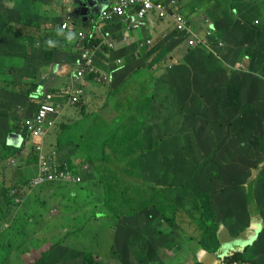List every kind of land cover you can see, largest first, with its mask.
I'll return each instance as SVG.
<instances>
[{
    "label": "rangeland",
    "instance_id": "1",
    "mask_svg": "<svg viewBox=\"0 0 264 264\" xmlns=\"http://www.w3.org/2000/svg\"><path fill=\"white\" fill-rule=\"evenodd\" d=\"M184 1L186 2V0H183L182 4ZM187 1L193 8L197 7L195 1L202 2L206 0ZM242 1V3H239V0H207L203 7V13L205 14L198 12L201 17L195 20L198 22L208 21L214 24L219 31H222L224 30V16L230 13L232 21L235 24H241L240 29L232 26L227 31V34L232 35L229 42L225 43V54L230 58L231 63H225V70L218 74L221 80L226 83L225 95L231 96L234 91L239 96V99L234 102L230 99L223 101L224 104L243 112L244 122L239 131L237 130L239 128L231 127V130H226L224 126H219L220 122H218L219 119L216 116L210 115L206 119L201 115V103L204 94H201L188 81L189 69H186L189 68L188 64L191 59L197 61V54L187 51L189 48L185 43L168 55L169 62L166 59L165 63L161 61L150 72L147 70L146 74L150 79L149 91H152L153 96L156 98L147 103V106L135 110V117L128 118L126 122L119 124L121 128L114 124L105 123L97 125L99 134L93 131L98 118L103 115L101 106L105 102L110 103L109 99H111L109 119L113 120L118 117L123 109L122 106L127 102L128 99H125V97L133 95V92L119 91L117 93H122L123 99H121V96L110 98L113 95L110 89L111 92L103 96L104 99L100 97L91 101L90 115L75 122L74 128L62 130L59 125L57 129L58 135L64 132L63 141L70 137L78 138L75 142L76 145L70 144L67 146L75 149L70 154L72 158L81 154L83 148L77 150L80 138L84 145L90 146L85 148L90 151L93 161L87 164L90 168L85 179L87 184L83 188L88 190L90 185H96L101 179L107 178L108 182L111 183L110 189L113 191L114 200L121 198L122 194L125 195L121 206V215H129V212L125 211L126 205L124 202L131 194L122 193L127 186L125 182H128L133 175L129 152L139 143L146 144V146L158 144L159 149L157 148L156 151L147 156L146 166L142 170L145 183H143L144 187L139 195L144 198L145 204L153 200H160L162 196L171 201L186 199L181 211L178 212L179 218L174 228L175 233L177 232V235L181 236V243L195 244L201 242L202 238V226L197 219L200 213L196 211L189 194L184 191L186 187L191 190L197 187L209 193L214 201V209L218 214L221 226L228 228L232 237H242L247 232L248 235L254 237L253 242L258 238H264V157H261L260 150L254 142L256 136L254 119L258 116L257 111H260L264 104V102L258 100L264 96V0H260L262 3L259 0H252L260 5V7L255 8L247 0ZM2 2L7 8V12L0 10V104L1 99H5V107L2 113L0 109V122L5 116H9L11 120L15 116H19L20 105L14 101L12 102V99H20L22 96L27 99H35L34 94L42 92L34 91L35 93L25 95L28 91L24 86L28 83V80H23L18 75L27 68L22 60L23 56L17 53H23V49L31 50L32 44L36 48L43 46L39 26H27V24L36 20H29L21 15L9 12L11 3H13L12 0H1L0 5ZM38 4H40L39 1ZM22 12L23 15H26L24 11ZM187 12L189 18L195 16L191 10ZM60 16L63 17V15ZM211 16L213 20H209ZM244 16L248 18L245 19ZM6 19H9V21H6ZM164 31V28L160 31V33L162 32L161 42L164 40ZM215 31L214 29L212 34ZM152 34L153 32L151 36ZM203 42H206L205 38H203ZM220 44L223 46L220 45L219 48L224 47L222 41H220ZM127 46H129L128 42L126 43ZM44 47L48 50L47 46ZM130 51L133 52L132 54L129 53L132 56L133 63L139 61L140 59H136L138 54L134 51V48ZM26 53L28 54V52ZM26 58L30 59V55ZM179 64L182 66L178 69L175 68ZM167 65L174 67L172 71L175 72V94H163L161 92L163 82L171 74L167 69ZM157 69L161 70L154 72ZM62 74H64V71H61ZM143 75V70H140L135 75V80L139 79L142 83ZM147 75L144 76V79L147 78ZM53 79H59V76L57 75ZM129 81V85L135 83L133 79ZM61 84L60 81H56V85L61 86ZM58 99L62 104H67L66 98L59 96ZM81 99L86 101V96L83 95ZM162 99H176L175 104H168L169 108L173 109L171 114L161 110L160 101ZM192 102H194L193 107H191ZM80 107L81 105L78 108ZM73 108L71 106L69 110ZM13 114H15L14 117ZM109 119L104 118L105 121L111 122ZM251 124L252 126L247 128L250 132H247L244 127ZM10 125L11 122L5 130H8L11 127ZM234 130H236L235 134ZM111 134H114V136H111ZM2 136L3 132H0V157L2 153L11 148H8L5 144L3 145ZM83 136L84 138H82ZM257 136L264 143V133L260 132ZM135 155L133 154L132 157ZM126 157H129V163L124 161ZM68 160L71 163V159L68 158ZM120 160L124 161V164L117 168L118 166H115V164ZM252 177L258 179L255 186V206L248 205L245 198L247 183ZM5 187L14 188L10 182H6ZM117 190H120L121 193H117ZM74 191L73 185H68L64 189L62 198L58 199L55 195L46 197L42 210L49 214H44L42 217L37 216L36 223L33 225L29 223L31 217L27 218L29 209H32L29 206L30 198H26L23 204L17 205L11 204L5 197L0 196V264H43V260L47 257L49 259L57 258L59 264L83 263L84 252L92 249H89L88 246L83 248L76 258L71 257L61 261L60 258L56 257V254L63 257L64 254L78 255L79 253L64 245V240L72 232L59 231V224L68 226L83 220V222L86 221L85 224L88 226L85 233H88L89 229L93 227L92 219L96 218V216L90 214V208H95L93 199L82 198L80 194H78L79 197L71 199L69 194ZM194 198L197 199V197ZM135 200L138 204V200ZM56 203H61V207L57 208L60 209V212L53 216L50 209ZM41 205V202L35 204V201L31 204V206L39 208ZM55 211L56 207L52 209V212ZM69 211H75L77 214L74 217L64 215L65 212ZM99 214H102L103 217L99 215L101 220L98 227H103L105 238V241L103 240L101 243L107 244L111 238V232L106 227V223L112 222L114 212L113 214L109 213V215L102 212ZM135 218L134 224L129 222L128 230L135 232V229L139 227L145 229L147 234L145 242L141 245H138L137 242L130 243L128 248H131V250L127 252L115 247L110 249L108 253L105 250L98 251L99 255L97 257L96 251H94L92 253L95 264H155V261H159L160 256L167 257L163 254V252L167 253L166 249H160L161 245L155 243L154 239L149 237L151 233L158 232L160 234L161 227L155 221L146 222L142 215H135ZM137 220L140 224L137 223ZM19 224H21V227L17 229ZM12 230L20 233L11 234L10 231ZM73 233L82 235L83 229H81V226L76 227ZM35 235L44 238L42 244L33 241V239H36ZM211 236L213 237V232H211ZM16 237L18 240H15ZM169 239L171 240L170 236L165 237L164 246H168ZM123 240H127L126 235H124ZM57 245L59 246L57 247ZM173 245L174 243L171 247ZM191 247L194 248V246ZM236 249L240 250L241 248ZM118 251L127 254L128 258L126 260L118 258ZM157 252L160 253L155 258ZM185 252L186 249L184 254ZM114 259H120L121 261L117 262ZM194 261L197 260L194 259ZM46 262L44 261V263ZM54 264H57L56 260H54Z\"/></svg>",
    "mask_w": 264,
    "mask_h": 264
},
{
    "label": "trees",
    "instance_id": "2",
    "mask_svg": "<svg viewBox=\"0 0 264 264\" xmlns=\"http://www.w3.org/2000/svg\"><path fill=\"white\" fill-rule=\"evenodd\" d=\"M152 1V7L147 11L146 16L148 17L150 21V25L153 34L150 36L152 39L151 42L154 43V55L151 58H146L143 54L146 52V49L148 47H145L143 49V54H140L141 56H136V59H140L137 62L132 61V59H128L127 66L123 70L126 71L127 78L122 83H120V86L115 88L119 89V91H128L133 92V95H128L125 97V99H128L124 106H122V111L118 114V117L113 120V122H107L103 119H98V122L96 124L95 133L99 134V129L97 128V125L99 124H114L119 125L121 123H124L127 121V119H131L135 117L134 111L140 108H143L147 106V103H149L152 99L156 98L153 96V92L149 91V84L150 79L149 76L146 74L147 70H150L158 65V63L166 62V59H170L168 55L173 53V50L175 46L180 43L178 41L174 42L173 45H168L175 37L176 33L178 32L177 23L179 21L184 22L185 24H188L193 19L197 18L199 16L198 12L203 13V7L205 5L206 1L202 2H196L197 7L191 8V5L188 1L183 0L175 1V0H151ZM253 8L260 7L258 3L252 0H247ZM260 1V0H259ZM242 0H239V3H242ZM262 3V1H260ZM36 6L39 5L38 2L35 4ZM133 9L130 11V13H135L136 11L139 12L142 10L143 4L141 2H134ZM245 9V8H243ZM188 10H191L194 13V17L189 18ZM222 14V13H221ZM38 17V16H37ZM29 20H31L28 17H24ZM245 19H247V16H244ZM33 19V18H32ZM97 20H100V16H96ZM121 19H114L112 26L108 23L107 27L103 30L110 31L112 36L117 39V43L120 45L122 44L123 35L127 34V39L132 40L133 42L135 40L143 41L145 39V36L143 33L139 34L140 29H129L125 27L121 23ZM36 20V19H34ZM6 21H9V19H6ZM31 22V21H30ZM218 23V22H216ZM41 21H34L30 24H27V26L32 27H38L41 28L42 26ZM63 24V21H60V25ZM172 24L174 26H172ZM260 24V23H259ZM258 24V25H259ZM54 25H56L54 23ZM86 27L90 30L91 34L95 35L97 33L96 28L92 26V23L90 20L88 22H85ZM133 26V25H131ZM163 26H165V33H169L171 31L172 33L168 35L167 39L160 41L162 37V30ZM235 26V28L240 29L241 24L237 23L235 24L232 21V16L229 14H225L224 16V30L219 31L216 27V31L213 33L214 37L218 38V41H222L224 43V47L216 48V54L210 53L206 51L203 48H195L189 50L192 54H197V61L196 59H191L189 62V79L193 85V87L201 92V94H204L203 101L201 103V115L204 118H208L210 115L216 116L217 119H219L218 122L219 126H224L226 130H231V127L239 128L238 131L243 126L244 122V115L243 112L235 107H232L230 105H226L223 103L226 99H230L232 102L239 99V96L233 91L231 96L225 95V81L221 80V78L218 76V74L225 70V63H231L230 58L226 56L225 54V48L226 44L229 42V39L231 38L232 34H227V31L232 27ZM162 27V28H161ZM221 33V34H220ZM110 33L106 32L104 35H102V38L104 36H109ZM54 37H58V41H56V45L58 43L63 45L61 48L51 47L47 44V41L45 38L43 39V42L45 46L48 47V50L45 51V63H52L55 60H67L68 62H73L78 54L73 51V48L71 46H67V41L63 39L61 36L58 35H52ZM88 41H93V38H89V34L87 36ZM146 42V40H144ZM94 42H100V39L94 40ZM183 43H180V45ZM120 47V46H119ZM136 47V46H135ZM134 47V51H135ZM121 48V47H120ZM31 49H37L35 46L31 47ZM110 51V50H106ZM123 50H117L114 49L111 51L112 58L117 57V54H121ZM125 51V49H124ZM23 56L22 60L26 59V56L28 54L26 52L21 53ZM167 56V57H166ZM223 58L222 60H220ZM36 61L35 63L44 62L40 57L38 56H30V61ZM39 60V61H37ZM31 61V63H32ZM25 64L27 62L24 61ZM150 64V65H149ZM182 66L179 64V66H176L175 68L178 69V67ZM25 71H21L20 75H18L21 79L24 80V78H28V83L24 86V88H27L28 93L25 95H30L35 93L38 88L39 84L38 81H35L34 78H37V71L35 70L34 66H26ZM174 68V67H172ZM172 68L168 70L170 71V75L167 77V79L163 82V85L161 87V92L163 94H175L174 85L176 84L175 80V72L172 71ZM107 71H109L108 68H106ZM140 70H143V81L140 83L139 79L135 80V75L139 73ZM147 75V78L144 79V76ZM133 79L135 81L134 84L129 85V80ZM35 91V92H34ZM126 93V94H127ZM237 93L240 95L239 91L237 90ZM35 99H27L25 97H21L20 99H12V102L18 103L20 105L21 109L26 110V114L23 115V117L15 116L13 114V125L12 129H15V126H22L24 129V132H27V126L26 121L30 119L34 115V113H37L39 110V101H36L39 99V96L35 93L34 94ZM262 99H258L259 101L264 102V96L261 97ZM163 101V102H162ZM160 101V108L164 112H167L171 114L173 112V109L169 108V103H176V99H162ZM194 106V102L191 103V107ZM32 113V115H31ZM258 116L255 117L254 122L256 123V136L254 138L255 144L258 146L260 150L261 157H264V143L260 139L258 133L263 132L264 133V104L261 107L260 111H257ZM9 119L10 117H3L0 122V132H3V140L5 143V134L4 131L7 127H9ZM11 126V125H10ZM206 126V125H204ZM251 125H248L245 128L247 132H250L247 130V128ZM11 129V130H12ZM236 133V130H234V134ZM114 136V134H112ZM8 137V136H6ZM1 138V137H0ZM84 138V136L82 137ZM97 139V138H96ZM95 139V140H96ZM29 140V139H28ZM3 143V144H4ZM70 144H75V142H67V146ZM85 147H90L87 145H84L82 143V139L80 138V144H77V150L83 148L81 150V154L76 155V161H71L69 165H65L63 169L65 171H70L72 169H75L76 171H80L81 164L91 162L93 159L91 158L90 151L87 150ZM9 148V147H8ZM68 148V147H67ZM72 147H69L67 149L68 152L74 151L75 149H71ZM157 148L159 149V145H151L146 146V144L139 143L135 148H133L130 152V164H132L131 170H132V176L130 177V180L126 183V188L123 190L122 193H129L131 196H128L125 200V211L129 212V215H121L122 214V208L123 205V199H125V195L122 194L121 198H117L114 200V195L112 189H110V182H108L107 178L101 179L98 184L96 185H90L87 191H84L82 198L85 199H93V206L95 208H90V214L93 216H96L95 219H92V225L89 229V232L85 233L88 226L85 224L86 221H81L80 225L75 226L79 227L81 226V229H83L82 238L84 240L88 241H96L95 238L92 237L93 232L95 231V228L98 226L97 223H94L97 221V219L100 216H103L99 213H105L106 215H109V213L114 212V218L113 220H116L117 218L122 224H127L126 222L122 221V218H124L128 223L132 222L135 223V215H142L145 218V221L148 223L154 222L159 227H170L169 229H163L161 228L160 234L158 232L151 233L149 237L153 238L155 243L161 245L160 249L164 247H171V245L175 242V226L177 225L178 221V212L181 211V208L183 207V203L186 201V199H180L179 201H171L169 199H166L164 196L160 198V200H153L148 204L144 203V198L140 196L143 187H144V177H143V168L146 166V159L147 156L152 154V152L156 151ZM21 149H18V152H20ZM138 152V153H136ZM92 153V152H91ZM133 154H136L134 157H132ZM33 156V162H37V156L35 154ZM70 158V157H69ZM125 162L129 163V157H126L124 159ZM124 161L120 160L118 163L115 164V166H121L124 164ZM0 166H1V157H0ZM185 168H187L185 166ZM116 170V169H115ZM204 170V169H203ZM87 175H84V179L82 182L75 185L74 190L77 188H83L87 181L85 180ZM257 177H252L248 183H247V191L245 194L246 203L252 206H255V186L257 184ZM9 188L3 186L0 191V195L3 194L7 196L11 200V196L9 195ZM189 194V198L193 201V204L196 207V211H198L199 217L197 218L200 225L202 226V238L201 242H198V244H201L202 246L212 250L213 252H216L219 249V240L217 238L218 232L221 228L220 221L218 219V214L216 210L214 209V201L209 195L208 192H204L202 189H199L197 187L193 188L192 190L189 188H185V190ZM117 193H121L120 190H117ZM80 194L77 190H75L72 194H69V197L71 199L79 197ZM81 195V194H80ZM194 197H197L195 199ZM138 200V204L136 203V200ZM100 215V216H99ZM177 218V219H176ZM83 223V224H82ZM137 223L140 224V222L137 220ZM129 227V225H127ZM120 228V227H119ZM129 229V228H128ZM128 229H121L120 233L124 236L126 235L128 238L132 240L133 243L137 242L138 245H141L145 242L147 237V234L145 232V229L142 228H136L135 232L129 231ZM132 230V229H131ZM211 232H213V237L211 236ZM175 233V234H174ZM156 235V236H154ZM170 236L172 241L167 242L168 246H164L165 237ZM264 242V238H261V243ZM120 244V243H119ZM68 248L72 249V247L67 246ZM115 248V247H114ZM118 248V247H117ZM118 249H121L124 252H127L128 250H131V248H123L119 247ZM182 248L180 247L178 249V252H180ZM248 249H246L247 251ZM261 250V249H260ZM260 250H254V254L257 255V253ZM245 250L243 251H234L231 253H226L224 256L219 258V262L216 264H246L251 263L254 264L251 261V258H248L245 253ZM84 262L79 264H95V258L94 255L90 249V251L87 252V250L84 252ZM160 253V252H157ZM163 256V255H162ZM118 258L127 259V254L121 253L118 251ZM164 257V256H163ZM61 261L65 260L67 258V255L65 254L63 257H59ZM54 260H56L57 264L59 262L57 261V258H52L43 260V264H54ZM44 261H47L44 263ZM119 261H121L119 259ZM38 263V262H37ZM39 264V263H38ZM66 264V263H65ZM161 264H168L166 262H161ZM195 264H202L201 262H195Z\"/></svg>",
    "mask_w": 264,
    "mask_h": 264
},
{
    "label": "crops",
    "instance_id": "3",
    "mask_svg": "<svg viewBox=\"0 0 264 264\" xmlns=\"http://www.w3.org/2000/svg\"><path fill=\"white\" fill-rule=\"evenodd\" d=\"M13 3H11V9H9V12L16 14V15H21L23 17H28L30 19H36V21H42L43 19H47V20H53L55 22H59L63 19V17H61L60 15L63 16H70L71 13L75 12V9H79L80 11L83 12L84 7L86 5L85 0H12ZM40 2L39 5H35L37 2ZM58 1V2H57ZM81 1V3H80ZM110 3H115L118 0H109ZM1 3V1H0ZM81 4V6H80ZM0 10H2L3 12H7V8L6 6L3 4L0 5ZM25 12L26 15H23V12ZM38 16V17H37ZM72 17V15H71ZM75 21L73 24H75V26L78 28L73 30V33H75V38L73 41L68 42L71 43V45H73L74 43H76L77 41V32L80 31L79 27H86L85 25V20H83L82 18H75ZM197 18H195V20H197ZM193 21V20H192ZM2 22V21H1ZM194 24L196 25V27H201L202 23L198 22V21H193ZM107 27V26H106ZM151 26H146V31L144 30V36L145 37H150V33H152L153 31L150 30ZM163 28L165 29V26H163ZM105 29V27H104ZM40 35L42 37H46L48 39L46 40H54V41H58V37H54V36H49L45 33L44 30L39 29ZM63 39H65L64 36H61ZM48 44V43H47ZM42 45L37 49H31V50H24L23 52H28V55L30 56H38L40 57L44 62H39V63H35L36 61H30V59L26 58L23 61L28 62L26 64V66L30 65V66H34L35 70L37 71V78H34L35 81H38L39 87H42V89L46 90L47 88L49 90H60L62 88H65L67 86H71L72 83L77 84V81L73 80L71 77H69L67 74L69 72H71L70 69V63L67 60H55L52 63H45V44L42 41ZM64 45V43H63ZM63 45L59 44L58 45H52L53 47L57 46V48H61L63 47ZM35 45L32 44L31 47H34ZM50 46V45H49ZM51 46V47H52ZM121 48H120V47ZM116 48L117 50H123L121 52V54H117V57H122V58H127L129 59L133 52L130 51L133 47L130 46H121L119 43L116 44ZM125 49V51H124ZM176 51V48H174L173 52ZM16 52V51H15ZM17 53V52H16ZM18 55H21V53H17ZM99 64L101 65V67L103 69L106 68V65L104 64V59L103 56H100L99 59ZM67 68H68V73H67ZM61 71H64V74L61 75ZM126 71L119 73L111 82L110 85L107 86H100V85H95L93 83H88L91 84L92 86L89 87L88 90V97L86 98L85 101V110L88 114L90 112V103L93 99H99L100 97L104 99L103 96L109 94L112 90L113 95L110 98L113 97H117V96H121V99H123V94L122 93H117L119 92V89L114 90L115 88L120 86V83H122L124 80H126L127 75H126ZM59 76V79H53V77ZM27 79L28 78H24ZM56 81H60L62 84L61 86L56 85ZM46 87V88H45ZM111 89V90H110ZM5 99H1V104H0V109H1V113L2 110L5 107ZM110 103L105 102V106H106V114L105 117H107L109 119L110 117V106L111 104V99H109ZM102 107V106H101ZM84 111H79L76 109L70 110L69 112L66 113V115L63 117L62 119V123L63 125L61 126L62 130L65 129H72L74 128L73 125L75 122H77L78 120H80L82 118L83 112ZM0 113V114H1ZM5 113V112H4ZM26 114V110L25 109H21L19 108V117H23V115ZM32 115V113H31ZM8 117V116H6ZM111 122L114 120L109 119ZM12 126L8 129L4 131L5 134V145H7L9 148L14 144V139L16 141L19 142V128H17L15 126V129H12ZM11 135H14L13 138H10ZM63 135L64 132H61L60 135H58V130L55 133L56 136V141L57 143L52 144V147H58L59 151L66 156V158L68 157V155H70L67 151V142H76L78 138L76 137H70L69 139H66L63 141ZM8 136V137H6ZM52 141L51 136L48 138L46 143H50ZM63 141V142H62ZM3 144V145H4ZM76 145V144H73ZM31 149L29 147L24 148V150H21L20 152H18V149H16L15 147H11L9 150H7L5 153L1 154V166H0V191L1 188L3 186H6V182H10L13 185L19 183V182H23L25 178H29L32 175H34L36 173V164H32L30 165V162H32V160H28L27 156L30 154ZM88 164L91 162H87ZM94 186V184H93ZM67 186H64L62 184H59L57 186H49V187H43L40 189H36L33 194L29 197L30 198V208L32 207V209H29V213L27 218L31 217V220L29 221V223L31 225L36 223L37 220V216L42 217V215L44 214H49L48 212H45L44 210H42V207L44 206V199H46V197H49L51 195H55L56 198L60 199L64 196V189ZM89 188V187H88ZM76 190L81 194V196H83L84 191H87V189L84 188H76ZM0 196L5 197L8 201V197L1 194ZM35 201V204L37 202H41L42 205L39 207H33L31 206V204H33ZM56 207V211L52 212V209ZM61 207V203H56L54 204L51 209H50V213H52L53 216L56 215V213L60 212V209H57ZM77 214V212L72 211V212H65L64 215L66 216H71L74 217ZM103 217V216H101ZM101 217H99L97 219V221H95L94 223H97V225L99 224V221L101 220ZM26 218V219H27ZM123 222H126L127 224H122L119 219L117 218L116 220H112L111 223L107 222L106 223V227L108 228V230L111 232V238L109 240V242L107 244H102L101 241H105L104 238V234H103V227L99 228L98 226L95 228V231L92 234V237L96 239V241H88V240H84L82 238V235L80 234H75L73 233L75 226L80 225V222H75L71 225H65V224H59V231L61 232H66V231H70L72 232L70 236H68L66 238V243L65 245L72 247V250H76V252L78 253V255H67V259L71 258V257H78L82 251L83 248L85 247H89L92 248L91 251L94 252L96 251V256L98 257V251H102L105 250L106 253H108V251L114 247H123V248H128V245L130 243H133L132 240L130 238L127 237V240H123V235L120 233L121 229H128L129 227L127 225H129V223L122 218ZM22 222H24L22 220ZM134 224V223H132ZM113 225V226H112ZM21 224H19V226L17 227L20 228ZM120 227V228H119ZM163 229H169L170 227H161ZM11 234H19L20 232H15V231H10ZM36 239H33L34 242H38L39 244H42L44 241V238L39 236V235H35L34 236ZM39 239V240H38ZM175 242L174 245L172 247H164L167 251V253H164V255H167V257H163L160 256L159 257V261H155V264H161V262H166L168 264H170L171 260V264H175V263H185V264H194V259L197 258V255L199 256V258L204 259V258H210L211 256H208L206 254V250H210L204 246H202L201 244L195 243V244H188V243H181V236L177 235L175 236ZM171 238V240L169 239L168 242L174 240ZM15 240H18V238L16 237ZM120 243V244H119ZM261 243V238H258L254 241L253 244L250 245L249 249L247 250V255L249 258H251V260H253L254 262H256L257 264L261 263V260L264 264V242ZM33 244V243H31ZM191 246H194V248H192ZM182 248L180 250V252H178L179 248ZM129 249V248H128ZM186 249V252L184 254V251ZM261 249V250H260ZM254 250H260L257 253V256H254ZM173 253V255H172ZM65 255V254H64ZM158 253L155 254V258H157ZM169 255H171V257H169ZM56 257L59 258V255L56 254ZM115 261L119 262L118 259H114ZM197 260V259H196ZM65 261V260H63ZM250 264V263H248Z\"/></svg>",
    "mask_w": 264,
    "mask_h": 264
},
{
    "label": "clouds",
    "instance_id": "4",
    "mask_svg": "<svg viewBox=\"0 0 264 264\" xmlns=\"http://www.w3.org/2000/svg\"><path fill=\"white\" fill-rule=\"evenodd\" d=\"M118 2H119V0L117 2H115V3H110V1L107 0L105 7H103V9L99 13H97V14L92 13L91 14V12H90L88 14L87 18H86V16H83V15H78L77 16L74 13H71L72 17H71V15L70 16H66V17L63 16V19L61 20V21H63V24H61V25H60V21L59 22H55L53 20L43 19L41 21L43 24H42L41 28H39V29L44 30L45 33L47 35H49V36H52V35L64 36L66 41L71 42L75 38V33H73V30L77 28L75 26V24H73L74 21H75L74 17L75 18H82L86 22H88L90 20V22L92 23V21L97 20L96 16H100V18H101L104 11L112 10V7L115 6ZM151 4H152V1H151ZM203 14H205V13H203ZM200 17H201V15L198 16V18H200ZM114 19H120V18L113 17V19H111L109 21H102V22L100 21L101 22V26L99 28H96L97 33L95 35L93 34V37H92L93 41H88L87 40L88 34L89 35L91 34L90 30L87 27H79L80 31H78L77 34H76V36H77L76 43H74L73 45H71V43L67 44V46H71L73 48V51L78 54L77 58L73 62H69L70 63L69 66H70L71 72H69L67 74L73 80L77 81V84L72 83L71 86H67V87L62 88L60 90H49L48 88L46 90H44V89H42V87L38 88L37 91H42L41 93H39V92L36 93L39 96V99L36 100V101H39V102H37L40 105L39 110L41 108V104L43 103V101L45 99V95L46 94H52L53 95V99L49 103L55 109L54 112H50L47 115V118H46L47 122L43 126V133L40 134V135H34L33 133H30L28 130L25 133L24 129L22 128V126H19V127L16 126L17 128L20 129L19 130V135H18L19 142L17 141V139H16V141L14 139V144L11 147H15L16 149H21V150H24V148H27V147H29L31 149V152L27 156V159L28 160H32V162H30V165L36 164V173L34 175H32L31 177H29V178H25L23 182H19V183L13 185V187H14L13 189L9 188V190H10L9 191V195L11 196V200L9 198L8 199H9V202L11 204H17V205L21 204V203L23 204V201L26 198H29L36 189H40V188H43V187H49V186H54V185L57 186L59 184H62L64 186L73 185V187H75L76 184H78V183L83 181L84 175L88 176L90 166L87 165L88 163H83V164H81L80 171H76L75 169L70 170L74 174H76V175L79 174L81 176V180L79 182L63 181V180H54V181L44 180V181H40V182H37V183L35 182L38 179V177L40 176V171H41V160H40V158H41L42 155L50 156V155H52V153H56V155H57V156H55L56 157V161H57V164L59 165L61 170H64L63 167L65 165H69L70 164V161L68 160L69 157H70L71 161H76V157L75 156H74V158H72L70 155H68V157L66 158V156L63 155L59 151L58 147H52V144L57 143L55 133L57 132L58 126L59 125L60 126L63 125L62 119L66 115V113L70 111L69 107L73 106L74 107L73 109H76V110H79V111H81V110L84 111L85 108H86L85 101H82V99L76 105H70L68 103V92H67L68 88H71V89H73L75 87L83 88V90H84V94L83 95L86 96V98H87L88 97L89 87L92 86L91 84H88V83H93L95 85H101V86L110 85L112 80L119 73L123 72V70L127 66V61H128L127 58H122V57L112 58L111 51L116 49L117 39L112 36L110 31L103 30L104 27L106 28L108 23L112 26V23H113ZM122 20L123 19H121V23L123 25H125V27H127V28H129V27H131V25H133V22H123ZM209 20H213V17L211 16L209 18ZM193 21H195V19H193ZM193 21H190L188 24H185L184 22L179 21L177 23V27L181 23V24H183L184 28L183 29H179L178 28V32H175L177 34L176 37L168 45H173V43L176 42V41L181 43L182 40H183V43H185L186 46L189 48V49H187V51L200 47V48H203V49H205L206 51H208L210 53L216 54V48H219L220 45L221 46H223V45L220 44V41H218V38L214 37V35L212 34L214 29L216 30L215 25L212 24V23H209L208 21L207 22L203 21V22H200V23H202V26L197 28ZM54 23L56 25H54ZM64 24H67V26H68L67 29H63L62 28V25H64ZM150 24L151 23H150L148 17L146 16L145 20L140 25L139 34H141V33L144 34V32H145L144 30H146V26H148ZM172 26H174V25L172 24ZM150 30H152L151 27H150ZM146 31H149V30H146ZM106 32H109L110 35L109 36H104V38H102V35H104ZM171 33L172 32L165 33L164 40L167 39L168 35H170ZM80 34H83L85 38L82 39ZM150 36H151V33H150ZM42 38L43 39L44 38L48 39L47 36L46 37H42ZM203 38L206 39V42H203ZM97 39H100V42H94V40H97ZM144 40H146V42ZM144 40L143 41L135 40L133 42L132 40H128L127 39V34L125 33L123 35L121 46H123V45L126 46L127 42H128V44H130L131 47L133 45H134V47L136 46L135 47V52H137V54H138L137 56H141L140 54H143V52H144L143 50H140V49H144L145 47H148L147 48L148 50H146V52H144L143 55L146 58L149 59L155 53V51H154V47L155 46H154V43L151 42V38L150 37L149 38L145 37ZM190 40H195L196 44L193 45V46H190L189 45V41ZM148 42H150V43H148ZM47 43H48V45L52 46V45H55L57 42L54 41V40L49 39L47 41ZM180 43H178L175 46V48L179 47ZM80 46H84V47H86L88 49H93L94 47H99V51L97 52V55H96V57L94 59V63L93 64H94V67H95V69L97 71H99L101 73H106V74L109 75L110 80L107 83H97V82H95L94 81V77H96V75H94V74H92L91 76H86L84 79H79V80L73 78L74 69H75L74 64H75V62L77 61V59L80 57V55L82 53V50L80 49ZM106 50H110V51H106ZM101 55L103 56L104 64L106 65V68L109 69V71H107L106 68L103 69L101 67V65L99 64V59H100ZM129 59H132V56H130ZM119 60L121 61L120 64L118 63ZM166 61L169 62L168 59ZM163 63H165V62H163ZM163 63H161V64H163ZM167 66H168L167 69L168 68L169 69L172 68V66H169V65H167ZM160 70L161 69H157L154 72H158ZM59 96H61L63 98H66V100H67V104L66 105H64V104H62V102H60V100L58 99ZM80 105H81V107L78 108ZM39 110H38V112H39ZM38 112L34 113V115L32 117H30V119H34V117H36L38 115ZM101 112L103 113V115H102L101 118H98V119H103V120H104V118L108 119L107 117H105V114H106L105 103L101 107ZM89 115L90 114H88L86 111H84L83 115H82V118L80 120L84 119L85 117H88ZM94 117L96 118L97 116L95 115ZM80 120H78V121H80ZM9 121L11 122V126H12L13 125V120H11V118H10ZM118 126L120 127V125H118ZM50 136H51L52 141L50 143H46ZM111 136H112V134H111ZM11 137L13 138L14 135H11ZM72 153H69V154H72ZM33 154H35L37 156V162L36 161L33 162V159H34L33 156H32ZM67 161H69V162H67ZM221 227H223V226H221ZM226 229L231 234L230 230L228 228H226ZM217 238H218V236H217ZM64 241L66 243V239ZM65 243H64V245H65ZM253 243L254 242H252L250 244H247L245 246H241V247L240 246H235L233 249L228 251V253H231V252H234V251H243V250L246 251V249H249L250 245L253 244ZM58 246L59 245H57V247ZM219 246H220V242H219ZM236 248H241V249L239 250V249H236ZM206 251L210 252V253H214L212 250H206ZM245 255L248 257L247 251H246ZM254 256L256 257L257 255L254 254ZM219 258L220 257H218L216 259V261H214V262H212L213 259H211V258H207L206 257L204 259H206L208 261V263L212 262V264H216L217 262H219ZM196 259H197V262L203 263L202 260H204V259L199 258L198 255H197ZM251 261L254 264H257L253 260H251ZM246 264H248V263H246ZM260 264H263L262 260H261Z\"/></svg>",
    "mask_w": 264,
    "mask_h": 264
},
{
    "label": "built area",
    "instance_id": "5",
    "mask_svg": "<svg viewBox=\"0 0 264 264\" xmlns=\"http://www.w3.org/2000/svg\"><path fill=\"white\" fill-rule=\"evenodd\" d=\"M134 2H141L143 4L142 10L135 13H130L133 9ZM152 7L150 0H119V2L112 7V10H106L103 12L100 20L92 21V26L94 28H99L101 26L102 21H109L113 19V17L122 18L123 22H133V26L129 27V29H140L141 23L145 20L147 11ZM101 21V22H100ZM63 29H67V24L62 25ZM179 29H183V24L178 25ZM81 38L84 39V35L80 34ZM93 36L89 35L91 39ZM150 43V42H148ZM196 44L195 40H190L189 45L193 46ZM82 53L80 57L74 64V79H84L86 76H91L92 74L96 75L94 77V81L97 83H107L110 78L106 73H101L97 71L94 67V59L99 51V47H94L93 49H88L84 46H80ZM120 64L121 61L119 60ZM68 103L70 105H76L80 102L81 97L84 94L83 88L75 87L73 89L68 88ZM53 99L52 94H46L43 103L41 104V108L38 112V115L34 117V119H29L26 121L27 129L30 133L34 135H40L43 133V126L45 125L47 115L50 112H54V107L49 103ZM51 124V123H50ZM56 153H52L50 156L42 155L41 160V171L40 176L35 181H54V180H63V181H72L79 182L81 180V176L79 174H74L72 171L61 170L56 161Z\"/></svg>",
    "mask_w": 264,
    "mask_h": 264
},
{
    "label": "water",
    "instance_id": "6",
    "mask_svg": "<svg viewBox=\"0 0 264 264\" xmlns=\"http://www.w3.org/2000/svg\"><path fill=\"white\" fill-rule=\"evenodd\" d=\"M86 5L84 7L83 12L80 11L79 9H75L74 14L75 15H83V16H88V14L91 12L92 13H99L103 7H105L107 0H85ZM81 3V1H80ZM81 6V4H80ZM12 138V137H11ZM218 239L220 242L219 249L214 252L210 253L207 252L206 254L208 256H211L210 258L213 259L212 262L216 261L218 257H221L228 253L231 249H233L235 246H245L247 244H250L253 242L254 237L252 235H248V233H244L242 237H232V235L229 233V231L225 227H221L220 231L218 232ZM202 262L205 264H208L207 261L202 260ZM211 262V263H212ZM210 264V263H209Z\"/></svg>",
    "mask_w": 264,
    "mask_h": 264
}]
</instances>
